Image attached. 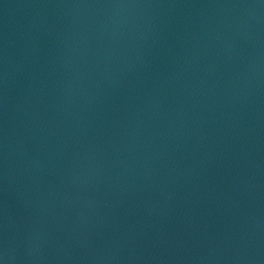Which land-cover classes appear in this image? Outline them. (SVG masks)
<instances>
[{"label": "water", "instance_id": "water-1", "mask_svg": "<svg viewBox=\"0 0 264 264\" xmlns=\"http://www.w3.org/2000/svg\"><path fill=\"white\" fill-rule=\"evenodd\" d=\"M4 264H264V0H0Z\"/></svg>", "mask_w": 264, "mask_h": 264}, {"label": "clouds", "instance_id": "clouds-1", "mask_svg": "<svg viewBox=\"0 0 264 264\" xmlns=\"http://www.w3.org/2000/svg\"><path fill=\"white\" fill-rule=\"evenodd\" d=\"M0 264H4V261L2 259H0Z\"/></svg>", "mask_w": 264, "mask_h": 264}]
</instances>
